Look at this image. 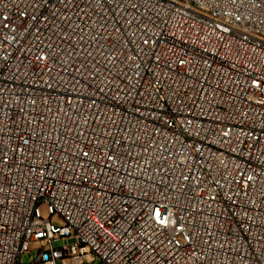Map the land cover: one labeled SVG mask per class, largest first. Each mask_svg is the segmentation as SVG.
<instances>
[{
  "label": "built area",
  "instance_id": "obj_1",
  "mask_svg": "<svg viewBox=\"0 0 264 264\" xmlns=\"http://www.w3.org/2000/svg\"><path fill=\"white\" fill-rule=\"evenodd\" d=\"M25 254L264 264V0H0V264Z\"/></svg>",
  "mask_w": 264,
  "mask_h": 264
},
{
  "label": "rangeland",
  "instance_id": "obj_2",
  "mask_svg": "<svg viewBox=\"0 0 264 264\" xmlns=\"http://www.w3.org/2000/svg\"><path fill=\"white\" fill-rule=\"evenodd\" d=\"M52 222L54 223V224H57V225H60L61 224V221L58 219V218H54L53 220H52ZM30 257H29V255L28 254H25V255H23L22 256V263L23 264H29L30 263ZM84 264H89V262L86 260V261H84ZM92 264H102V262L100 261V260H96L94 263H92Z\"/></svg>",
  "mask_w": 264,
  "mask_h": 264
}]
</instances>
